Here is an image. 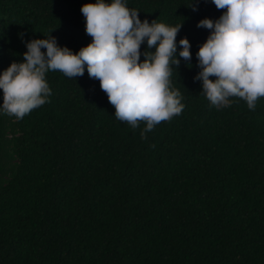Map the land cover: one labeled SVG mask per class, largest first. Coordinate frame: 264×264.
I'll list each match as a JSON object with an SVG mask.
<instances>
[{"label": "trees", "instance_id": "trees-1", "mask_svg": "<svg viewBox=\"0 0 264 264\" xmlns=\"http://www.w3.org/2000/svg\"><path fill=\"white\" fill-rule=\"evenodd\" d=\"M96 2L0 0V74L25 62L35 39L51 35L74 54L88 46L80 9ZM125 3L141 22L182 24L170 80L183 111L142 139L146 125L116 119L86 68L47 72L48 102L23 119L0 111V264H264V97L254 111L238 97L217 108L194 79L211 34L197 25L226 10L211 0ZM146 51L155 47L145 40L141 62Z\"/></svg>", "mask_w": 264, "mask_h": 264}, {"label": "clouds", "instance_id": "clouds-1", "mask_svg": "<svg viewBox=\"0 0 264 264\" xmlns=\"http://www.w3.org/2000/svg\"><path fill=\"white\" fill-rule=\"evenodd\" d=\"M218 10H226L218 20L200 21L197 27L211 30L199 48L194 78L202 81V93L212 106L231 105V97L255 110L264 97V0H211ZM195 10V9H194ZM86 20V33L92 42L74 54L58 47L56 38L35 39L26 44L22 63L13 62L0 74L3 103L0 111L17 119L44 105L51 89L46 73L60 71L68 78L83 76L100 82L116 119L133 129L143 122L142 139L162 121L179 115L184 108L179 90L171 87L176 57V37L182 24L169 26L139 19L125 0H97L80 9ZM146 40L149 49L140 61V47ZM179 57L191 59L189 41H179ZM46 49V52L41 51ZM210 77H215L211 80Z\"/></svg>", "mask_w": 264, "mask_h": 264}]
</instances>
